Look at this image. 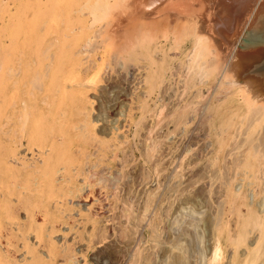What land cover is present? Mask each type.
<instances>
[{
	"label": "rangeland",
	"instance_id": "obj_1",
	"mask_svg": "<svg viewBox=\"0 0 264 264\" xmlns=\"http://www.w3.org/2000/svg\"><path fill=\"white\" fill-rule=\"evenodd\" d=\"M0 1L1 27L10 23L12 18H10L9 12H15L19 5L22 6V2L29 5V16L32 18L34 13L39 10L37 5L40 7L39 4H44L48 0ZM145 1L141 0V2H144L141 4L142 8L139 6L140 0L136 2H139V5H136L142 11L134 7L136 5L130 7L133 8L132 10L137 8L136 12L132 13V10L131 12L129 10L128 14L133 15L135 13L137 16L135 14L134 16L138 20L134 21L132 19L134 16L128 15L133 20L131 21L128 18L133 22L127 25L129 26L127 27L129 28L128 33L129 31L132 32L131 30L137 26L140 28L144 25L141 29L147 28L144 23L147 20L138 16L141 14L140 12L150 13L151 11L150 14L153 13L151 16L148 14V17L146 15V19L150 20L149 17H151V21L148 20L149 23L147 22L149 31L146 28L142 30L143 36L145 35L146 38H150L149 32L150 34L154 31V34L157 33L162 13L170 18L162 26L168 24L173 25V28H175L168 33H164V35L162 34V36L156 35L151 40L152 42L150 41L151 43L148 41L150 43L149 47L146 49L143 47L140 56L138 53L139 48H135L134 45L132 48L128 47L130 49L126 48L118 54L113 51L107 53L105 55L106 64L100 74L92 81L93 83L87 80L88 77L82 75L84 78L81 76L80 86H76L75 91H73L74 97L69 96V100L64 101L63 106L57 104L59 102L56 101L55 108L60 106V109L56 110L63 122L61 126L59 124H56V126L59 125L63 131L67 132L69 145H72L70 150H75L66 152L67 155L62 162V166H65L69 172L72 168L74 170L72 169L69 173L64 169L63 173L68 174H65V178L66 176L68 178L55 182L57 186L54 185V189H57L54 190L55 192L51 187L54 182L52 185L50 183H48L49 185L46 184L47 186L42 184V186L45 185L42 189L43 194L42 190L37 189L38 186L41 187V184L36 185L38 181L36 182L34 178H30L31 175H26L24 170L19 171L17 174L22 176L15 179H19V182H14L15 175L14 178L7 177L8 179L5 176L7 182L3 183L2 190L0 189L2 194L0 195L5 197L6 193L7 198L5 197L4 200L3 196L0 197L1 202L2 199L4 200L1 205H5H2V210L6 208V210H10V217L8 218V215L3 214L6 218L5 229L0 232V264H7L8 262V264H29V262H33L34 257L35 259H41L39 264H208L212 254V246L216 241L214 237L217 239L218 225L227 221L226 215L230 200L227 196H229L231 190L236 191L237 194L242 192L249 206H254L261 211L264 209V188H262L264 182L260 181L261 183L258 185L253 173L246 168H237L233 163V160L235 161L238 156L241 158L239 154L244 151L243 149L246 148L245 151H248L247 148H250V146L246 141L248 140L246 135L256 130L253 138L256 137L259 131L258 126H252L246 120L243 122L245 124L238 123L243 127H240L236 122V126L233 123L231 124L235 128L230 126V129L225 133L223 130L221 131L220 127L223 122L225 123L223 126L231 123L229 117V114L232 113L231 109L238 107L242 109V99L236 95L232 98H225L221 102L223 103L222 108L213 110L214 112L210 111L212 104L218 103L214 97L220 92V89H216L219 79L216 77L218 75L216 74L215 77L210 76V81L203 84L202 78L199 82V77L194 78L190 75L191 72L187 66L188 53L193 45L191 36L194 32L197 31L199 34V31H203L200 32V35L203 34L207 37L211 35L210 38L214 40H218V37L220 41L221 37L227 38V33L237 28V30L235 29V36L233 37L231 34L233 40H228V38L224 40L228 41H226V44L228 47L231 46V50L235 47L232 44L240 41L239 39L244 34V28H247L249 18L253 17V12L256 11L260 0H240V2L239 0H219L214 1V3L211 0L206 2L203 0L204 4L212 2V5H209L211 7L208 6V8H204L206 5L202 6L203 1H200L202 4L199 3V5V0H177L179 2L175 0L174 5L168 4L167 7L165 6L166 8L164 7L166 10L161 8V10L158 8H155V10H153L154 8L150 9L147 6L151 7L152 5L153 7L154 5L152 3L149 5L150 0ZM154 1L152 2L155 3L157 0ZM29 2L33 5L31 6ZM243 2L244 5L249 2L246 5L248 8H244L246 6L243 5ZM64 3L62 2V4ZM215 3L221 6L218 12V9L214 7ZM82 5L83 2L74 4L72 13L68 14L70 19L73 20L75 28L82 26L79 23L80 20L87 19V16L82 17L80 12L77 11ZM143 6L145 9L147 7L149 11H146ZM46 7L45 5V8L42 7L41 10L47 12ZM168 7L169 9H167ZM170 8L175 10L173 11ZM195 8L196 10H194ZM202 9H207L206 12L208 13H205L207 18H214V15H217V17L220 15V18L215 17L216 20L208 18L209 23L208 20H205L207 18L204 14H201V16L205 18L199 15L201 11L202 13L205 12ZM8 10L9 12H7ZM157 10L158 14L156 13ZM138 11H140V14H137ZM63 12L61 9L58 11V15L60 13L58 19L61 22V28L63 24L62 29L64 30L63 18L65 14ZM241 12L242 14H240ZM209 13L210 15H208ZM48 14L50 13L41 14L43 17L40 21L49 19L50 15ZM243 14H245V17L242 16ZM153 16H157V18L155 17L154 20ZM7 21L8 23H6ZM87 21L91 23L92 16H88ZM152 21H155L154 24H152ZM136 22L138 25H136ZM213 25L215 26L213 27ZM209 27H211L210 30H208ZM199 28L200 30H198ZM2 29L0 28L1 31ZM213 34H215V38ZM53 36L50 37V40L55 41L56 35ZM9 41L8 39L7 43ZM26 43L27 45L22 47L24 50L21 48L20 55H28V51L33 50V47H35V43L24 41V44ZM47 45L49 44L47 43ZM127 49L128 53L126 52ZM31 50L29 53H31ZM130 50L133 55H131ZM92 53L90 59H96L98 62L102 60V50ZM40 57L44 59V55L41 54ZM116 58L117 61H115ZM107 63H110L111 68L107 67ZM89 82L90 85H88ZM72 98L75 101V98H77L76 104ZM196 102H199L198 106ZM208 105L209 108L207 109ZM62 111H64L63 118ZM249 126L254 129L252 131L248 129L247 131ZM260 126L259 134L255 140H258L257 142L261 144L260 148L264 149V135H262L264 134L262 133L264 132V123ZM243 128L247 132H244ZM219 132L220 134L223 132L222 138ZM242 132L246 133V138L242 136ZM220 138L223 142H220ZM242 139H246V142L242 143ZM261 139L262 141H260ZM256 141H253V143L257 145ZM27 144V140H25V143L17 150V152L19 151L18 156L31 159L33 154L28 149ZM237 145L243 147L237 149ZM228 151L229 153H227ZM86 155L88 156L86 157ZM67 156L72 160L67 159ZM66 159L69 163L72 162V165L68 163L67 167ZM75 159L79 160L76 161ZM80 161L84 163L82 164ZM86 162L90 164L88 165ZM225 162L229 165L226 163L227 166H225ZM234 166L235 168H233ZM87 170L91 172H87ZM93 172H95V175L91 177L94 174ZM90 173L92 174L89 177ZM10 178L13 179L14 184L10 182ZM23 178L26 181L27 178H29V181H34L35 184L33 185L37 190L28 189L30 186L32 188L34 186L29 185L31 182H25ZM91 178L95 179L92 180ZM86 180L88 183H86ZM21 181H24L25 185ZM89 182H91L90 185ZM49 186L51 188H48ZM21 187L23 189L20 190ZM24 187H28V191ZM82 188L83 190L79 192V189ZM47 190L51 192L50 197H48L51 198L50 200L43 197L44 191H46L44 196H48ZM37 191H40L43 199ZM19 193L22 194V197L19 196ZM6 199L9 201H6ZM5 201L6 203H4ZM7 202L10 203L8 204L11 208H9ZM35 205L36 207H34ZM4 207L6 208L4 209ZM247 209L246 207L244 210ZM231 220L235 222L234 216ZM37 228L39 229L37 230ZM38 231L40 233H37ZM255 231L250 233L248 244L240 247L241 257H244L247 250L251 249L258 239V232ZM224 237L222 239L225 241ZM226 252L227 257L224 259L223 264H230L233 248L227 245ZM32 253L35 254L32 255ZM48 253L52 254L49 255ZM258 264H263V260H260Z\"/></svg>",
	"mask_w": 264,
	"mask_h": 264
},
{
	"label": "bare ground",
	"instance_id": "obj_2",
	"mask_svg": "<svg viewBox=\"0 0 264 264\" xmlns=\"http://www.w3.org/2000/svg\"><path fill=\"white\" fill-rule=\"evenodd\" d=\"M12 1H14V0H12ZM33 1H35V0H33ZM152 1H154V0H152ZM152 1L151 0L149 1L150 4L148 3V1H147V3L149 5H151V3H152L156 7H154V6L152 7V5H151V7L147 6L148 5L147 3H146V6L150 9L154 8L153 10H155V8L165 9L168 4H173L177 0L176 1L175 0H157V1L155 0L156 1V2L154 1L155 3H153ZM200 1H203V0H199L198 4L203 3L202 6L204 7V5H206L204 8H208V6L210 4L212 5V2L214 3V1H219V0H211L212 2L209 1L211 3L207 2V4H204V1L202 3ZM206 1H208V0H205V2ZM37 2H39V1H37ZM62 2H65V3L62 4ZM80 2H83V5L77 11L80 12L82 17L87 16V19H88V16H92V22L88 23L87 19H82L79 22V23H81L82 26L79 28H75V25L72 22L73 20L70 19V15H68V14L72 13L71 11L73 10V5L79 4ZM136 2H137V0H48L46 3H44V4L42 3L43 5L39 4V5H41L40 7L37 5V9H39V10L36 13H34V16L32 18L29 16V10H30V9H28L29 5L26 4L25 2H24L25 4H23V2H22L21 3L22 6L20 7V5H19V8L17 7L18 6L17 5L16 7L18 9L16 8V11L12 12L13 14L11 13V11L10 12H9V10L7 11V12H9V14H10L9 16H10V18H12V20L11 21L9 20L10 21L9 24L3 25L4 27L3 26L0 27L1 29L3 27L2 31L0 30L1 31V33H0V40H1V44H0L1 45L0 46V164H1L0 165V185L1 186H0V189L1 190H2L3 183L7 182V180L5 181V176H6V179H8L9 177L14 178L13 176L15 175V178H14V180H15L19 176V175H17L18 172L21 170L22 171L24 170L26 175L27 174L31 175L30 178H34L36 182L38 181L37 182L38 184H36V185L41 184V187L40 186L37 187L38 190H42L43 187L48 183H50L52 185L53 182H54V184L51 187L53 188V191L57 190V189H54L55 188L54 185L56 186L55 182L57 183V181L59 182V180L62 181L63 179L68 178V176H66V178H65V174H67V173H63L64 169H66V168H65V166H62V162L64 161V158L66 157L68 151H72V150H70L72 148V145H69L70 141L68 139L69 138L68 134H66L67 132L63 131V129L60 128L61 123H63V122L61 121L62 120L61 117L58 116L56 109H58L64 103V101L66 102V100H69V96H73V91H75L76 86H80L79 80L82 79L81 78L82 75H84V77H88L87 80L92 82L100 74L101 70L103 69L104 65L106 64L105 63V61H106L105 55L107 53L113 51L114 53L118 54L119 52H121L122 50L124 51L128 47L132 48V46L134 45L135 48H137V49L139 48L138 53L140 56V53L143 51L142 48L143 47L145 49L148 48L149 44L152 42L151 40L154 37H156V35L162 36V34L164 35V33H168L171 29L175 28V27L173 28V25L171 26L168 24L164 27L162 26L163 23H167V21L170 20L169 16L167 17L166 14L163 15V13H162L161 14L162 17L160 19L161 23H160V25H158L159 28L157 30V33L154 34V32H155L154 31V32H152V34H150V32H149L150 38H146L145 35L143 36L142 30H144L146 27L141 29V27L144 26V25H142V26L140 25L141 22L139 24L141 26L140 28H139V26H137L136 28L134 27L135 29L131 30L132 32L129 31V33H128L127 30H129V28H127V27H129V26H127V25L133 23V22H131L133 20L134 21L138 20V18H135V16H137L135 13H134L135 16H134V14L133 15L128 14L129 10L131 12V10L133 9V8L131 9L130 7L131 6L133 7L134 5L139 3V2L138 3H136ZM177 2H179V1H177ZM190 2H192V1H190ZM230 2H233V1H230ZM239 2H240V0H239ZM16 3H18V2H16ZM33 3H35V2H33ZM143 3L144 2H141V0H140V5L139 4L138 5L142 8L141 4H143ZM248 3H246L244 5V2H243V5L246 6ZM198 4H197V6H198ZM217 4H218V2H217ZM217 4L215 3V5H217ZM220 4H221V1H220ZM220 4L217 5L218 7L213 4L215 9H218L217 12L219 11V8L221 7ZM228 4H229V2H228ZM30 5L32 6L33 4L30 3ZM45 5L47 6L46 7L48 10L47 12L50 13V14H48L50 16H49V19H44L43 21H40V19L43 17V16H41V14L43 15V14L47 13V12H45L46 10H44V11H43V9L41 10L42 7L45 8ZM58 5H59V7H58ZM138 5H136L134 7L138 8L139 7ZM187 5H188V3H187ZM192 5H193V3H192ZM7 6H8V4H7ZM170 6H172V5H170ZM48 7H50V8L48 9ZM147 7L145 9V7L143 6V8L146 11L147 10L149 11V9ZM169 7L167 9H169ZM209 7H211V6H209ZM137 8L135 10H132V13L134 11L136 12ZM141 8H138V10H140ZM176 8H177V6H176ZM196 8L194 10H196ZM244 8H248V6H246ZM5 9H7V8L5 7ZM8 9H10V8H8ZM60 9L63 10L64 11L63 13L65 14V16L63 18V23L65 26L64 30L62 29L63 24H62V28H61V26H60L61 22H59L60 20L58 19L59 15H60V13L58 15V11H60ZM69 9H71V10L69 11ZM170 9L173 10L172 8H170ZM202 10L205 12L202 13V11H201V13L199 15L201 16V14L202 15L204 14L206 17L205 13H208V12H206L207 9L206 10L202 9ZM242 10H244V9H242ZM141 11H142V9H141ZM146 11H144V12H146ZM210 11H211V9H210ZM221 11H223V10H221ZM139 12L140 11H138L137 14ZM153 12L155 13V11H153ZM157 12H158V10L156 11V13ZM167 12H168V10H167ZM242 12L244 13L245 11H242ZM242 12L240 14H242ZM140 13L143 15L140 16L141 15ZM140 13H139L140 15H138L139 18H141V17H142L141 19L145 18V20H147L148 23H149V21H151V17H149L150 20L146 19V15L148 17V14H150L151 11H150V13H148V12L147 13L140 12ZM213 13L216 14V12H213ZM253 13H254L253 17L251 19L249 18V21L247 20L249 23L247 24L248 25L247 28L246 29L244 28V34L242 33L243 35H242L241 39H239L240 41H237V43L235 42V44H232V45H235V47L231 50H230L231 46L228 47L226 44L227 40L226 41H224V40L227 38H228V40H233L234 38L233 39H231V38H232V35H233V37L235 36V29L237 30V28H235L232 32L229 31V33H227V38L221 37L220 41H219L218 37H217L218 40H216V39L214 40V39L210 38V37H212L211 35H210V37L204 36L203 34L200 35L201 31H199V34L196 31L191 36L193 38L192 39L193 45H192V47L188 53L189 57H187L188 58V62H187L188 65L187 66L189 67L188 69H190V72H191L190 75L193 76L194 78L199 77L198 78V80H200L199 82H201V78H202L203 84H206V83H208V81H210V76L215 77V75L217 74L218 76L216 78L217 79L219 78L218 83H217L218 85H216L217 86L216 89H220V92L217 96L216 95L214 96L215 99L218 101V103L212 104V106L210 107L209 110L213 111V110L220 109V107L222 108L223 103H221V102L225 98H229V97L232 98L236 95V96H240V98L242 99V104H241L243 106L242 109H241V107L231 109L232 113L229 114L230 115L229 117L231 118V123L229 125L223 126L225 123L222 121L223 124L221 125L220 128H221V131L222 130L224 131V133L228 129H230V126H233V125L236 126L238 123L242 124L246 120H248V123H250L252 126H255V127L258 126L259 131H260V128H259L260 124L262 125L264 123V0H260L259 4L257 5L256 11ZM152 14H150V16ZM236 14H238V13H236ZM245 14H243L242 16H244ZM128 15H130L131 17L134 16L132 18L133 20ZM208 15H210V13ZM218 15H219V13H218ZM174 16L176 17V15H174ZM155 17L157 18V16H153L154 20H155ZM201 17L205 18L204 16H201ZM215 17H217V15H214V18L213 17H208V18H211L212 20L213 19L216 20L218 17L217 18H215ZM128 18L131 19V21ZM208 18L205 20H208ZM198 19H199V17H198ZM242 20H243V18H242ZM208 21H207V23H208ZM147 22L144 21L145 25H147V28H148ZM152 22L151 23L154 24L155 21H152ZM238 22H239V20H238ZM6 23H8V21ZM209 23H210V21H209ZM142 24H143V21H142ZM211 24H214V23H211ZM136 25H138V23ZM150 25H149V27H150ZM215 25H217V24H215ZM215 25H213V27ZM96 27L97 28L99 27V28L97 29ZM152 27H154V26H152ZM245 27H246V25H245ZM94 28H95V30H94ZM201 28L205 29L204 27H201ZM210 29H211V27H209L208 30H210ZM92 30H93V33H92ZM147 30L149 31V29H147ZM198 30H200V28ZM212 30H213V28H212ZM174 31H176V30H174ZM206 32H207V30H206ZM209 34H210V32H209ZM211 34H212V31H211ZM53 35L54 36L56 35V37L54 38L55 41L50 40V37ZM213 35H214L213 37L215 38V34H213ZM219 36H221V35H219ZM8 39L10 40L9 42H11V44H9V42L7 43ZM51 39H53V38H51ZM119 40H120V42H119ZM24 41H28V43H30V42L35 43L34 44L35 47H33V50L30 49L31 53H29L30 52V50H29L28 55L25 54L26 56L23 54H22L23 56L20 55L21 54L20 51H21V48L23 47V45H25V46L27 45V43L24 44ZM148 41L149 42L151 41V42L149 43ZM49 42H51V43H49ZM45 43L46 44L48 43L49 45L46 46ZM228 45H231V44H228ZM22 49L24 50V48H22ZM128 49H130V48H128ZM128 49L126 51L127 53H128ZM97 50H102L103 56H102V60L100 62H98L96 59H90V58H92L91 57V55L93 54L92 52H95ZM130 52H131V50H130ZM157 52H158V50H157ZM154 53H155V51H154ZM41 54H42V56L44 55V59H41V57H40ZM131 55H133V53ZM156 56H157V53H156ZM116 57L118 58V55ZM121 57L123 58V56H121ZM117 58L115 61H117ZM130 59H132V58H130ZM149 59H150V57H149ZM132 60H134V59H132ZM118 61H120V60H118ZM124 61L126 63V59ZM108 66L109 67L111 66L110 63L109 64L107 63V67ZM198 80H197V82H198ZM84 82H86V81H84ZM90 82L88 85H90ZM87 83H88V81H87ZM197 85H198V83H197ZM207 90H209V89H207ZM77 94H78V92H77ZM213 95H214V93H213ZM197 96H198V94H197ZM77 98H79V97H77ZM77 98H75L76 101H77ZM200 98H201V96H200ZM205 99H206V97H205ZM56 101H58L59 103H57V104L60 105L59 107L56 106L57 108H55ZM76 101L73 99V102H75V104H76ZM73 102H70V103H73ZM199 102H196V105ZM207 102H208V100H207ZM75 104H73V105H75ZM208 108H209V105H208L207 109ZM63 112L64 111H62V118L64 115ZM210 116H212V115H210ZM203 119H205V118H203ZM208 119H209V117H208ZM208 119H206V120H208ZM250 120H251V122H250ZM236 122H237V124L235 125ZM232 123H233V125H231ZM56 124H59L60 126L59 125L56 126ZM66 124H65V126H67ZM243 124H245V123H243ZM62 125H64V124H62ZM155 125H156V122H155ZM238 125L240 127H243L240 124H238ZM82 126H81V128H82ZM246 126H248V125H246ZM84 128H85V125H84ZM243 129H244L243 130L244 132H247L248 129H251V128H250V126L247 127V131L245 130V128H243ZM252 129H254V128H252ZM252 129H251V131H252ZM238 131H237V134H238ZM259 131L257 133V136L259 134ZM263 131H264V129H263ZM221 133L222 134H220V132H219V134L221 135V138H222L223 132H221ZM228 133H230V132H228ZM250 133L249 134L247 133V135H246V133L245 134L243 133V135H242L244 137L246 135L247 138L246 137L245 138L248 139V140L242 139L243 140L242 143L247 141L250 148H247L248 151H245L246 148L243 149L244 151L240 150L241 154H239V155H241V158H239V156H238V158L236 157L237 159L234 157L236 160L235 161L233 160V163L235 164V166L237 168H246L251 173H253V176H254L257 184L259 185L261 182H264V149L263 148L261 149L260 148L261 144H259L257 142L258 140L257 141L255 140V139H257L256 138L257 136L253 138L254 134L256 133V130H254ZM262 133H264V132H262ZM227 134H226V136H227ZM262 135H264V134H262ZM236 136L238 137V135H236ZM221 138H220V142H223V140H221ZM74 139H71V140L73 141ZM235 139L237 140V138H235ZM25 140H27L28 149H30L32 151V154H33L31 159H27L24 157L21 158V157H19L20 155L18 156L19 151L17 152V150L20 148L21 145H23L25 143ZM72 141H71V143H72ZM253 141H256L258 144L257 145L254 144ZM260 141H262V139ZM103 143H105V142H103ZM234 144H233V146H234ZM236 144H238V143H236ZM221 146H222V144H221ZM238 147L240 148L243 146L237 145V149H238ZM234 149H236V148L234 147ZM73 151H75V150H73ZM227 153H229V151ZM230 155H232V154H230ZM234 155H235V153H234ZM68 156H67V159H69ZM72 156H73V153H72ZM87 156L88 155H86V157ZM77 157H78V154H77ZM67 159H66V165L69 163V161H67ZM69 160H72V159H69ZM78 160H76V161H78ZM228 160H230L229 157H228ZM228 160H226V161L228 162ZM227 162H225V166H227V164L230 163L231 160H230V162H228V163ZM86 163L88 165L90 164L88 162H86ZM69 164L72 165V162ZM94 164H93V166H94ZM234 164H232V165H234ZM68 165H67V167H68ZM95 165H97V164H95ZM93 166H91V167H93ZM235 166L233 168H235ZM94 168H95V166H94ZM226 168H228V167H226ZM89 169H90V167H89ZM71 170H70V172H71ZM87 172H91V171L87 170ZM95 172H93L94 174L92 176H91L92 173H90L89 177L90 176L93 177L95 175ZM76 174H77V171H76ZM3 177H4V179H3ZM20 177H22L21 174H20L19 178ZM69 177H71V176L69 175ZM11 178H10V182H12V180H13V179L11 180ZM25 178H23V180H25V182H31V183H29V185L35 184L34 181L33 182L29 181L28 180L29 178H27V181H26ZM94 179L95 178H93L92 180H94ZM18 180H15L14 182H16ZM14 182H12V183L14 184ZM23 182L21 181V183L23 185H25ZM86 183H88L87 180H86ZM17 184H19V183H17ZM42 184H45V185L42 186ZM90 184H91V182H89V185ZM86 185L88 186V184H86ZM16 186L18 187V185H16ZM39 187H40V189H39ZM51 187L49 186L48 188H51ZM229 187H230V184H229ZM27 188L28 187L25 188L26 191H28V189H30V188H31V190L36 189L35 186H34V188H32L31 186L28 189ZM262 188H264V186ZM21 189H23V188L21 187L20 190ZM25 189H24V191H25ZM48 190H50V189H48ZM48 190H47L48 196L47 197L44 196L46 191H44L45 193L43 195L44 199H46V200L49 199L48 197H50V194L52 192L51 190H50L51 192H49ZM81 190H83V188L79 189V192ZM24 191L22 190V193ZM3 193H5V192H3ZM20 193H19V196L21 195L20 197H22V194H20ZM38 193L41 195L40 191ZM240 193L237 194L236 191L231 190L229 193V196H227L230 199L228 202V210H227V215H226L227 221L218 225L217 239H216V237H214L216 241H214L215 243L212 246L211 257L209 260L207 259L209 261L208 264H223L224 259L227 257V255H226L227 254V252H226L227 251V245H229L230 247L233 248V255L231 257L230 264H258L260 260H263V264H264V209L261 211V210H258L254 206H249L246 202V199H245L246 197L242 194V192H240ZM0 194H2V193H0ZM42 194H43V190H42ZM6 195L7 194L5 193V197H6ZM226 195H228V194H226ZM0 196H3V195H0ZM5 197H4V200H5ZM40 197L43 199L42 195ZM52 197H54V196L52 195ZM4 200L2 199V202ZM7 200L8 199H6V201ZM6 201L4 203H6ZM2 202H1V197H0V232H2L5 229V218L6 217H4L3 214L8 215V218L10 217V210H6L7 209L6 207H4V209L6 208L5 210H2L3 209L2 205H4V204L1 205ZM8 203L9 202H7V205L9 206V208H11V206L9 205L10 203L9 204ZM245 206L248 208L246 211L244 210L246 208ZM34 207H36V205ZM16 212H17V210H16ZM233 216L235 218V222H232V220H231ZM217 224H215V225H217ZM39 228H37V230ZM254 230H256L258 232V236H257L258 239L256 240V242H254V245L252 246V248L247 250L244 257H241L240 247L242 245L248 244V239L250 238L249 237L250 233L253 232ZM37 233H40V232L38 231ZM223 236H225L224 237L225 241L222 239ZM38 237L40 238L39 234H38ZM210 249H211V247H210ZM34 252L36 253V251H34ZM35 253H32V255ZM52 253H50V254H52ZM133 255H135V254H133ZM38 256H40V255H38ZM31 257H33V256H31ZM34 260H35V262H34ZM40 260H41L40 258L35 259V257H34L33 262L32 263L29 262V264H39L41 262ZM2 262H4V261H2ZM73 263H74V261H73Z\"/></svg>",
	"mask_w": 264,
	"mask_h": 264
}]
</instances>
